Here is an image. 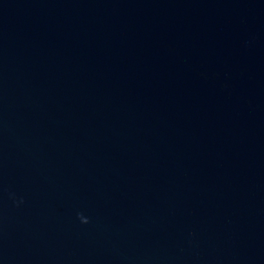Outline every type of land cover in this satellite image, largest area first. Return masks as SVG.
Returning a JSON list of instances; mask_svg holds the SVG:
<instances>
[{"label": "water", "instance_id": "1", "mask_svg": "<svg viewBox=\"0 0 264 264\" xmlns=\"http://www.w3.org/2000/svg\"><path fill=\"white\" fill-rule=\"evenodd\" d=\"M0 264H264V0H0Z\"/></svg>", "mask_w": 264, "mask_h": 264}]
</instances>
